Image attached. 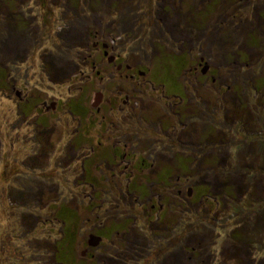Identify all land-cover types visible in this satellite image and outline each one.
Masks as SVG:
<instances>
[{"label":"rangeland","instance_id":"374dc122","mask_svg":"<svg viewBox=\"0 0 264 264\" xmlns=\"http://www.w3.org/2000/svg\"><path fill=\"white\" fill-rule=\"evenodd\" d=\"M166 5L174 8L164 10ZM221 5L226 10L222 12L223 22L215 18ZM144 16L152 20L142 19ZM263 16L264 0H0V141L10 155L13 137L14 143L19 139L14 149L20 171L10 187L2 185L0 174V264H96L82 256L83 236L77 231L79 196L89 200L92 188L89 185L81 191L76 186L75 166L60 178L55 155H48L44 145L31 151L35 145H30L29 135L35 131L32 121L37 111L17 118L12 85L13 76H19L21 87L48 100L58 95L66 98L82 84L88 91L92 88L86 75L89 72H74L76 53L88 49L78 39H121L119 36L126 39L130 61H139L143 52L149 53L140 60L147 68L169 66L178 73L181 67L196 63L201 54L211 56L210 63L221 66L216 85L199 81L195 75L188 76V83L206 90L215 89L219 83L230 84L226 98H216L227 125L222 135L231 147L238 140L230 133L229 126L233 125L241 130L237 135L250 139L235 150L212 147L219 156L187 157L193 168L189 172V159L177 157L176 174L186 179L180 184H184L183 192L189 184L195 187L192 201L184 194L175 196V258H164L163 264H264ZM214 29L228 42L220 44L221 39H212ZM150 39H175V52L182 51L180 57L175 56V66L172 58L157 57L162 46L168 51L171 46L153 44ZM255 39L257 45L250 46ZM238 50L246 54L244 60L236 56L224 59L223 52ZM17 61L19 68L13 67ZM39 64L46 69L40 70ZM85 64L80 67L88 69ZM33 65L36 71H30ZM23 70L33 76H22ZM5 74H9L7 78ZM170 76L164 70L159 80L167 83ZM180 88L181 82H175V92ZM78 114L83 120L84 113ZM68 117L74 118L70 113ZM241 118L244 125L237 122ZM58 128H41V136ZM47 168L48 175L39 174ZM201 193H205L203 198L195 200ZM89 214L83 210L84 218ZM136 244L112 255L101 253L97 264H141V242Z\"/></svg>","mask_w":264,"mask_h":264},{"label":"flooded vegetation","instance_id":"af4514ba","mask_svg":"<svg viewBox=\"0 0 264 264\" xmlns=\"http://www.w3.org/2000/svg\"><path fill=\"white\" fill-rule=\"evenodd\" d=\"M170 8H174L173 5H166L164 10L170 11ZM223 8L221 5L215 10L217 21H224L222 12L224 14L226 10ZM143 18L146 19L145 16ZM215 29L212 39H221L220 44L228 42L227 38L218 37ZM119 37L121 39H78V43L85 42L88 49L76 53L74 72L75 75L89 72L86 75L92 81V88L88 91L82 84L78 86L81 90H68L70 94L66 98L58 95L57 99H40L37 94L28 92L31 89L20 86L19 76H13L16 113L19 119L22 113L37 111L32 121L35 131L29 135L30 145H35L31 151L41 150L38 146L44 145L43 150L48 155H55L60 178L75 166L76 186L81 191L89 185L92 188L89 200L83 194L79 196L77 209V231L83 236L82 256L97 264L101 253L137 247L136 241H140L139 247L143 251L141 264H163L164 258H175V196L184 194L192 201L195 187L189 184L183 192L184 184H180L181 181L186 183V179L176 174L179 169L177 157L189 159V172L193 168L191 159L187 157L202 154L219 156L212 147L235 150L242 148L250 139L237 135L241 130L231 124L230 133L238 140L229 147L222 135L221 131L227 125L221 104L216 105V98H226L227 90L232 87L230 84L224 82V86L219 83L215 89L206 90L203 86L191 87L188 83V76L195 75L199 81L208 80L216 85L221 66L212 65L208 60L211 56L201 54L196 63L181 67L178 73L169 64L166 69L147 68L140 60L147 58L149 53L143 52L141 59L137 58L139 61H130L126 39ZM150 40L153 44L171 46L168 51L161 45L163 50H159L157 57L172 58L175 66V56L180 57L182 52H175V39H163L164 42ZM257 40L250 46H256ZM211 43L214 45L216 42ZM151 56L156 58L155 53ZM223 56L224 59L236 56V59L244 60L246 54L238 50L223 52ZM84 62L88 69L80 67ZM17 64L18 61L13 67L19 68ZM34 66L30 71H36ZM39 67L40 70L46 69L43 64ZM164 70L171 75L167 83L159 80ZM21 72L22 76L32 74L26 70ZM8 75L5 74L6 78ZM41 77H45L44 73ZM177 81L181 82V88L175 92ZM72 101L76 102L74 108ZM26 107L29 110H25ZM79 112L84 113L83 120ZM69 113L75 121L68 117ZM218 114H221L219 119L214 120ZM237 122L245 124L243 118ZM51 126L59 127L58 131H49L43 138L40 129L47 130ZM14 140L13 137V147L8 150L12 151L10 155L5 153L0 141L1 182L6 187L13 186L20 173L17 168L19 156L14 149L19 139L15 143ZM208 164V167L213 165L210 161ZM49 171L47 168L39 174L48 175ZM204 195L201 193L195 200L200 201ZM217 199L222 202L221 197ZM84 209L91 215L84 218Z\"/></svg>","mask_w":264,"mask_h":264},{"label":"trees","instance_id":"16d2710c","mask_svg":"<svg viewBox=\"0 0 264 264\" xmlns=\"http://www.w3.org/2000/svg\"><path fill=\"white\" fill-rule=\"evenodd\" d=\"M214 198H216L217 199V197L215 196ZM218 200V199H217Z\"/></svg>","mask_w":264,"mask_h":264}]
</instances>
